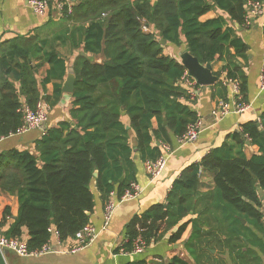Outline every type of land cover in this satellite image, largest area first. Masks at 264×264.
<instances>
[{"label": "trees", "instance_id": "1", "mask_svg": "<svg viewBox=\"0 0 264 264\" xmlns=\"http://www.w3.org/2000/svg\"><path fill=\"white\" fill-rule=\"evenodd\" d=\"M249 1L264 0H82L70 14L64 8L62 13L69 20L87 23L81 28L84 52L103 53L105 60L102 64L82 57L76 60L70 121L46 131L36 141L34 153L0 152V194L15 196L18 203L17 216L5 236L20 238L21 228H25L29 250L48 241L49 228L58 232L61 241L75 237L89 224L93 180L102 197L110 193L119 197L134 183L130 132L135 135L137 152L154 161L157 157L149 151L153 140L166 137L168 131L179 137L197 119L182 102L189 96L177 85L185 69L163 54L161 40L174 47L184 44L202 65L224 62V78L241 82L239 94L245 103V78L237 58L245 56L247 47L233 25L245 28L244 7ZM213 9L226 17L200 21ZM148 26L153 32H146ZM36 40L19 37L8 45L0 44V139L17 133L21 99L31 109L40 99L48 102L40 97L34 78L43 64H33L43 58L37 56L43 47ZM47 55L45 81L60 80L65 72L62 62L53 51ZM55 92H59L57 84ZM153 119L157 132L152 130ZM261 126L264 128V113ZM241 134L259 147L261 155L248 161L230 159L225 146L185 168L168 193L166 205H154L128 223L121 249L130 252L138 236L146 244L155 240L169 219L197 216L203 171L212 174L215 188L206 219L216 214L224 219L240 217L261 232V200L256 189L264 191V136L255 123L244 125ZM2 217H9L8 209ZM184 228H179L177 236ZM196 228L195 222L193 231Z\"/></svg>", "mask_w": 264, "mask_h": 264}, {"label": "crops", "instance_id": "2", "mask_svg": "<svg viewBox=\"0 0 264 264\" xmlns=\"http://www.w3.org/2000/svg\"><path fill=\"white\" fill-rule=\"evenodd\" d=\"M81 1L69 0L71 8L73 9ZM154 1L151 0V2ZM48 2L50 8L46 14L36 15L30 9L28 0H0V44L8 45L19 37H26L37 39L38 47H43L37 54L38 57L43 56V58L34 60L33 64H38L40 61L43 63L36 70L34 78L40 97L47 98L48 102L40 100L50 106L47 122L43 128L45 133L61 122L70 121L69 110L72 108V98L68 96L69 99L64 100L66 95L63 94L62 87L69 69H73L76 60L82 57L92 64H102L105 60L103 53L90 54L83 50L81 28H86L87 23L69 20L66 14L56 8V0H48ZM259 3L262 6L261 12L250 16V24L247 28L236 29L235 24L233 25L236 36L247 47L245 56L237 58V61L240 72L245 78L242 99L248 108L240 113H229L220 119H213L212 111L218 109L221 103L234 106L235 103L243 102H241L240 94L239 99L233 94L231 81L224 78L222 68L225 63L221 61L211 63V73L218 78L217 82L206 87L196 82L194 98L182 101L205 126L197 140L193 143L178 145V136L168 131L166 137L158 141L153 140L149 145V151L153 152L157 158L162 155L167 158L160 177L153 181L149 180L144 163L153 160L142 158L137 152L135 135L130 132L128 142L132 149V180L141 189L138 198L119 204L108 226L104 229L103 213L107 197L101 196L93 180L90 189L94 207L88 214V225L95 230L96 236L91 243L72 253L79 246L76 235L61 241L49 234L47 242L51 245L53 253L35 258H21L12 252L0 249L5 264H264V191L256 189L261 200L259 210L263 224L261 232L256 230L252 223L240 217L224 219L216 214V217L206 219V210L213 207L209 196L215 191L212 174L207 171H203L200 177L198 193L202 196V200L196 203L197 216L189 214L177 221L170 219L165 221L155 240L145 243V248L139 254H131V251L121 252V247L126 242L125 232L128 223L134 217L146 213L154 205H166L168 193L185 168L199 164L211 152L220 151L225 146L230 159L248 161L254 156L261 155L259 147L246 135L241 134L243 126L249 123H255L260 132H264L261 126V115L264 113V91H259V74L264 67V1ZM244 8L246 16L251 13L248 3ZM219 16L226 17L221 11L213 9L203 15L200 21ZM145 30L153 32L152 26L145 27ZM162 50L165 56L175 59L178 63H180L179 55L187 52L184 44L174 47L165 43ZM51 51L62 62L61 66L65 72L60 80L52 79L47 82L45 81L48 70L46 61L49 58L47 54ZM230 53L233 54V50H230ZM73 74L75 76L74 71ZM56 84L59 85V92H55ZM238 84H241L239 80ZM177 85L187 95L189 94L190 89L184 80H180ZM54 97H59L57 102L53 100ZM21 103L25 105L22 99ZM123 122L127 123L126 118ZM151 124L153 132H157V121L153 119ZM163 125H165L164 122ZM42 136L40 131L35 130L2 138L0 152L16 150L34 153L35 143ZM163 145L169 148V153L162 149ZM5 209H8L9 217L3 220L2 214ZM17 212L16 197L8 193L0 194V233L3 236L16 218ZM235 221L239 224H235ZM195 222L198 228L193 231ZM183 225H185L183 232L177 236L179 228ZM208 232L210 235H207ZM16 239L27 242L28 235L25 228H21V236Z\"/></svg>", "mask_w": 264, "mask_h": 264}, {"label": "built area", "instance_id": "3", "mask_svg": "<svg viewBox=\"0 0 264 264\" xmlns=\"http://www.w3.org/2000/svg\"><path fill=\"white\" fill-rule=\"evenodd\" d=\"M250 7V12L245 17L244 27L249 26V19L251 15H256L261 12V4L259 2H247ZM28 4L32 12L36 15H44L49 10L50 5L48 0H28ZM56 8L62 13V10L65 8L66 13H71V4L69 0H56ZM181 80H184L186 85L189 87V98L192 99L195 96V89H196V81L190 77L187 71L184 72ZM233 87V94L235 96L239 95V85L236 81L230 82ZM259 91H264V67L261 69L259 74ZM239 99V96L237 97ZM248 108L247 104L244 103H235L234 106H230L227 103H221L218 109L212 111L213 119H220L223 116L229 113H240L245 111ZM50 110V106L43 100H38L35 104L34 108L31 109L26 105H22L20 109V114L22 116V126L18 129V134H24L30 131H40L42 135H45L44 126L47 122V116ZM205 126L202 123L200 118H197L194 122L187 125L185 131L182 133L181 136L177 138L178 145H185L189 143H193L197 140L199 134L204 130ZM164 151L168 153L169 148L165 145L162 146ZM167 158L165 155L158 157L154 161H146L144 163L145 172L150 181H153L160 177L161 173L163 172ZM141 193L140 187L134 182L129 185V187L119 196L117 197L114 193H110L107 196L105 205H104V213H103V228L105 229L112 217L113 212L117 208V206L121 203L127 201H133L138 198ZM1 215V213H0ZM48 233L53 235L57 240H59V234L55 229L49 228ZM96 236L95 230L86 225L79 233L76 234V238L78 241V248L74 249L72 253L76 252L80 248L88 245L91 243ZM145 241L138 236L133 241V246L131 250V254H139L145 248ZM0 249L9 251L17 255L21 258H28V257H40L43 255H47L53 253V249L49 242H46L42 245L39 249L36 250H29L27 242L21 241L16 238H8L3 236L0 233ZM59 253H63L62 251H57ZM123 253V250L121 249Z\"/></svg>", "mask_w": 264, "mask_h": 264}, {"label": "water", "instance_id": "4", "mask_svg": "<svg viewBox=\"0 0 264 264\" xmlns=\"http://www.w3.org/2000/svg\"><path fill=\"white\" fill-rule=\"evenodd\" d=\"M236 29L239 28L238 25L235 24ZM160 44L165 45V41L161 40ZM180 64L184 67L185 71L196 80L197 84L203 87L211 86L215 82H217L218 78L213 76L211 73L210 64L202 65L200 64L196 58L192 57L188 52H184L179 55ZM68 76L63 84L62 92L66 95L64 100H68V96H71L74 90V82L75 76L73 74V69H69ZM165 124V122H164ZM261 135H264V132H261ZM96 173H94V177H96ZM123 178L120 179L122 181ZM0 264H5L2 252L0 251Z\"/></svg>", "mask_w": 264, "mask_h": 264}]
</instances>
